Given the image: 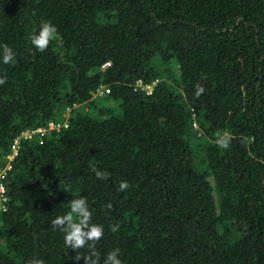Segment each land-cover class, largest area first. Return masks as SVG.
<instances>
[{"label":"trees","instance_id":"16d2710c","mask_svg":"<svg viewBox=\"0 0 264 264\" xmlns=\"http://www.w3.org/2000/svg\"><path fill=\"white\" fill-rule=\"evenodd\" d=\"M5 44L0 168L23 132L67 127L19 140L0 264H85L51 224L80 197L100 264L117 248L122 264H264V0H0Z\"/></svg>","mask_w":264,"mask_h":264},{"label":"clouds","instance_id":"9594fccd","mask_svg":"<svg viewBox=\"0 0 264 264\" xmlns=\"http://www.w3.org/2000/svg\"><path fill=\"white\" fill-rule=\"evenodd\" d=\"M57 36V28L49 21L40 26L38 34H34L30 37L31 44L40 52L47 50L51 41ZM2 47V63L10 64L13 62L15 53L8 45ZM6 76L0 77V85L6 83ZM203 86L196 85V96L199 97L204 93ZM217 140V144L222 149H227L230 144V138L227 135H221ZM95 176L98 180H107L109 174L105 171L96 170ZM129 187L127 181L119 182V191H125ZM67 191V190H66ZM108 210L112 209V204L108 203L104 205ZM53 229H59L64 233V244L66 247L71 248L74 251L88 247V255L82 256L77 251V255L73 257L74 260H84L85 264H100V253L96 250V243L103 238L104 227L92 222V212L89 210L87 200L83 197L72 199L70 201V211L65 215L57 216L51 221ZM120 225L114 224L110 226V231L117 232ZM27 264H45L43 259L32 258ZM103 264H122L119 259V249L110 251L103 261Z\"/></svg>","mask_w":264,"mask_h":264},{"label":"built area","instance_id":"2783aa9c","mask_svg":"<svg viewBox=\"0 0 264 264\" xmlns=\"http://www.w3.org/2000/svg\"><path fill=\"white\" fill-rule=\"evenodd\" d=\"M149 87H146V89ZM109 93V89L106 87H99L96 92L95 96L96 97H103L104 95ZM64 116H68V112L64 113ZM67 127L66 123H53L50 122L48 123V126L45 128H37L35 130H27L23 132L17 139L14 140L13 144L11 145V151L10 154L6 158V165L4 168H0V210L5 209V203L7 201L6 196H5V190L2 185V179L5 175V172L10 169L11 162L13 161L14 157L17 156L18 154V149H19V140L20 138L25 139V140H30L34 137H37L39 140V143L42 144L43 142V137L51 131H57L59 132L62 128Z\"/></svg>","mask_w":264,"mask_h":264},{"label":"rangeland","instance_id":"374dc122","mask_svg":"<svg viewBox=\"0 0 264 264\" xmlns=\"http://www.w3.org/2000/svg\"><path fill=\"white\" fill-rule=\"evenodd\" d=\"M149 89H150V87L147 88V90H149ZM209 182H210V184L213 186V180H212V178H209Z\"/></svg>","mask_w":264,"mask_h":264}]
</instances>
